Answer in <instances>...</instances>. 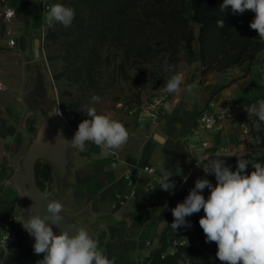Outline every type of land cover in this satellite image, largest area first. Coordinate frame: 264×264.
I'll list each match as a JSON object with an SVG mask.
<instances>
[{
    "label": "crops",
    "instance_id": "0c3cea01",
    "mask_svg": "<svg viewBox=\"0 0 264 264\" xmlns=\"http://www.w3.org/2000/svg\"><path fill=\"white\" fill-rule=\"evenodd\" d=\"M59 1L10 0L9 5L16 11L14 28L17 29V43L21 41L20 45L24 46L28 36L37 35L39 24L47 13L45 5ZM194 63L198 68L191 80L189 70L181 66L179 72L184 74L181 91L170 94L165 102L166 114L160 121L145 119L139 122L128 115L123 106L107 111L106 116L121 122L127 129V142L110 150H103L92 142L86 143L83 151L73 147L74 166L64 188L57 190L54 169V181L46 183L43 188L63 205L61 213L90 230L91 237L99 242V249L109 259L115 257L116 264H145L151 251L160 246L159 235L166 227V220L161 219L160 214L176 192L171 186L169 191L163 190L157 176L161 175L163 167L173 174L171 180L183 178L192 168L191 144L200 139L209 140L211 145L201 149L203 157L223 159L232 171H236L235 159L247 152L257 156L253 149L258 135L254 130L250 135L245 134L243 125L254 126L256 115L248 113L247 108L264 101L263 55L253 61L246 76L238 75L236 80L218 71L210 72L202 79L198 55ZM125 101L131 103L134 100ZM206 108L224 116L221 128L216 132L194 134L198 116ZM68 129L73 137L71 128ZM115 152L121 154L122 161L112 164ZM241 160L247 161L246 158ZM133 164L152 166L156 171L155 174L139 172L135 175L134 195L125 179V171ZM197 178L208 179L213 186L217 183L214 174L206 175L201 165L193 168L182 191L192 189ZM202 195L207 199L210 189L205 188ZM18 196L12 185L8 189L0 185V216L11 209V201ZM5 231L6 227L0 226V264H17L26 260L2 247L1 236ZM174 240L202 248L209 263L218 259L211 243L200 240L195 229L178 235ZM178 245L172 242L167 251L175 253ZM194 263L197 262L186 260L179 264Z\"/></svg>",
    "mask_w": 264,
    "mask_h": 264
},
{
    "label": "rangeland",
    "instance_id": "374dc122",
    "mask_svg": "<svg viewBox=\"0 0 264 264\" xmlns=\"http://www.w3.org/2000/svg\"><path fill=\"white\" fill-rule=\"evenodd\" d=\"M140 8L145 13H133L129 18L140 27L139 32L133 36L127 33L121 36L113 30L109 38L100 44V61L94 64L89 75L84 70L79 79L66 76L56 79L54 75L73 65L83 64L92 41L80 44L74 41V36L61 35L56 23L49 27L44 16L37 35L28 36L24 46L20 45L19 38V43L8 47L6 27L0 25V81L4 83V88L0 90V185L7 189L12 185L20 195L11 201L14 211L11 219L16 223H23L24 195L17 182L21 159L43 119L40 111L32 109L28 103L35 93L47 92L60 119L63 121L62 116L66 119L63 122L74 135L79 123L88 118L85 106H93L97 114L106 115L107 111L119 108L122 100L166 93L163 91L166 81L178 73L181 66L189 70L190 80L195 78L198 68L195 60L191 63L181 58L174 61L163 48L162 31L157 24L156 14L152 12L155 8L153 2L145 0ZM186 15L196 36L193 43L196 55L201 59L198 38L200 24L195 19L190 2ZM129 19L122 21L123 29ZM259 55L264 57V50L256 59ZM165 61L172 66L169 72L164 70ZM252 63L246 61L241 65L212 69L206 73H203L201 65L202 79L206 74L218 71L236 80L238 75L243 77L250 72ZM94 95L100 97L99 103L92 104L91 97ZM167 98H170L169 93ZM259 142L258 135L253 149L257 156L249 152L243 155L242 158L250 162L247 166L253 165L251 162L256 163L264 155ZM39 259H43V255L33 253L17 264H36ZM210 263L223 264L219 259H212Z\"/></svg>",
    "mask_w": 264,
    "mask_h": 264
},
{
    "label": "clouds",
    "instance_id": "9594fccd",
    "mask_svg": "<svg viewBox=\"0 0 264 264\" xmlns=\"http://www.w3.org/2000/svg\"><path fill=\"white\" fill-rule=\"evenodd\" d=\"M229 6L238 14L246 10L254 12V20L249 26L264 40V0H223L220 11L224 12ZM74 17L75 10L71 7L54 4L49 6L45 22L49 27L55 23L69 27ZM216 23L218 27H224L222 19ZM164 70H172L167 61ZM183 83L184 74L178 72L166 81L163 91L178 94ZM91 102L99 103L100 97L92 96ZM85 111L88 118L79 123L70 140L64 138L62 130H58L57 136L63 137L70 147L83 151L86 143L92 142L103 150H110L118 149L127 142L129 133L121 122L97 114L93 106H85ZM247 112L257 115L264 122V101L258 102V105L251 104ZM202 160L198 166H203L206 175L214 174L217 183L213 186L208 179L197 178L184 201L172 209L174 220L171 227L174 230L190 228L191 223L186 217L203 209L205 215L199 219V225L205 234V242L216 243V257L223 264H264V164L251 162L255 170L246 174L250 162L245 160L237 158L236 171L226 166L223 159L206 155ZM172 176L169 170L161 167L158 179L163 190L169 191L170 186L174 187V182L170 180ZM183 179L187 182L188 177L184 176ZM205 188L210 189L207 199L202 195ZM62 210L61 203L50 201L47 215L29 216L21 223L23 229L35 239L34 254H44L36 264H116V258L109 259L99 249L98 240L83 229H75L74 235L67 230H62L59 235L54 234L52 225L59 226L64 219Z\"/></svg>",
    "mask_w": 264,
    "mask_h": 264
},
{
    "label": "trees",
    "instance_id": "16d2710c",
    "mask_svg": "<svg viewBox=\"0 0 264 264\" xmlns=\"http://www.w3.org/2000/svg\"><path fill=\"white\" fill-rule=\"evenodd\" d=\"M145 0H61L57 4H63L75 10V17L69 27L56 23L61 35L74 36L80 44L89 43L87 58L83 64L73 65L71 68L55 74L56 79L64 76L79 79L83 76L84 70L90 74L94 64L101 58L100 44L105 42L112 31L115 30L121 36L123 34L135 35L140 27L134 25L129 19L133 13H145L140 5ZM153 2L157 24L162 31L163 48L169 56L177 61L183 59L191 63L197 54L193 43L195 33L187 18L188 2L194 12L196 21L200 24L199 56L203 73L212 69H227L235 65H241L246 61L253 62L257 55L264 50V40L258 36V32L250 28V22L254 20L255 13L246 10L243 14L234 13L229 6L224 12L220 11L223 0H146ZM129 19L126 28L121 23ZM222 19L224 27H218L216 21ZM127 21V20H126ZM158 25V26H159ZM73 41V42H74ZM182 52L183 55H182ZM264 62V57H263ZM256 119L259 117L256 115ZM256 134L260 137L259 145L264 150V122L259 120ZM242 157L238 158L241 159ZM237 162V159H235ZM256 163L264 164V155ZM237 168V167H236ZM253 165L247 166L246 174L254 171ZM36 177L38 184L44 188L46 183H52L53 167L44 160L38 161L36 165ZM189 194V191L175 193L162 210L160 218L166 220V227L159 235L160 246L153 249L146 264H179L181 261H192L199 264H210L204 257L205 251L202 248L179 244L175 253L167 250L172 244V239L192 229L197 230L198 238L205 240V234L199 225V219L205 215L203 209L186 217L191 227H181L174 230L171 224L174 220L172 209L178 203H182ZM11 208L0 216V226L10 225L15 230V242L10 251L14 254L29 258L34 253L22 224L11 219L13 214ZM216 245V243H215Z\"/></svg>",
    "mask_w": 264,
    "mask_h": 264
},
{
    "label": "water",
    "instance_id": "95a60500",
    "mask_svg": "<svg viewBox=\"0 0 264 264\" xmlns=\"http://www.w3.org/2000/svg\"><path fill=\"white\" fill-rule=\"evenodd\" d=\"M32 109L39 110L42 121L35 136L30 141L23 158L21 159V170L17 177L18 185L24 195L23 220L29 216L47 215V204L55 199L43 189L37 181L36 165L38 161L44 160L53 165L54 177L57 190L64 188L68 177L74 166L73 147L64 142L63 137L57 136L58 130H62L65 139L72 138L66 124L59 118L56 106L51 98L44 92L35 93L28 102ZM52 112L56 114L52 115ZM29 195V196H26ZM64 219L59 226L52 225L53 232L59 235L62 230H67L70 235L75 234V229H83L91 236L90 230L80 227L71 217L61 213ZM25 231V230H24ZM30 245L33 247L35 239L26 231ZM44 256V254H42Z\"/></svg>",
    "mask_w": 264,
    "mask_h": 264
},
{
    "label": "built area",
    "instance_id": "2783aa9c",
    "mask_svg": "<svg viewBox=\"0 0 264 264\" xmlns=\"http://www.w3.org/2000/svg\"><path fill=\"white\" fill-rule=\"evenodd\" d=\"M10 0H0V25H4L6 27L5 35L8 38L7 44L9 47H14L17 43V31L14 28V19L16 17V11L9 5ZM51 3H47L45 5V10H49V6ZM4 88L3 83L0 82V89ZM168 93L156 94L150 97H143L142 99H133L134 101L128 103L127 101H121L119 106H123L128 115L134 116L137 121H142L145 119H149L152 122L160 121L166 114L165 111V102L168 100ZM62 116V115H61ZM224 116L215 111L214 109L206 108L202 110L198 116V122L194 129V134L200 135L201 132H216L221 128V121ZM64 122L66 119L62 116ZM259 125V120L255 119L254 127H248L243 125L244 133L250 135L252 131H256ZM211 145L209 140L200 139L196 144H191L190 149L192 152V168L189 169L188 173L185 176H189V174L193 171L194 167H200L198 164L202 163L203 154L201 149L207 148ZM122 161V157L120 153H114L112 164H116L117 162ZM139 172H146L150 174H155V168L152 166H143L140 167L138 165H130L128 169L125 171V179L128 184L132 187L131 194L134 195L135 191V175ZM160 176H157L159 178ZM171 180V179H170ZM173 181V180H171ZM174 182V191L180 192L183 190L185 181L181 178L178 181ZM6 231L1 236L2 247L10 251L12 245L15 242V230L10 225H5ZM174 245L183 244L184 241L174 240L172 241ZM211 246L213 248L214 254L217 252V245L215 242H211ZM146 264V263H145Z\"/></svg>",
    "mask_w": 264,
    "mask_h": 264
}]
</instances>
